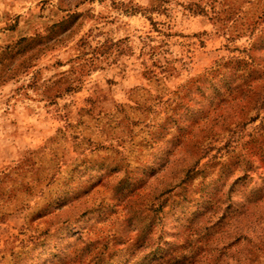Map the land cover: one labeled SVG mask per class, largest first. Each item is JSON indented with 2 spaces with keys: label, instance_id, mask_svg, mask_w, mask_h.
I'll list each match as a JSON object with an SVG mask.
<instances>
[{
  "label": "rangeland",
  "instance_id": "obj_1",
  "mask_svg": "<svg viewBox=\"0 0 264 264\" xmlns=\"http://www.w3.org/2000/svg\"><path fill=\"white\" fill-rule=\"evenodd\" d=\"M0 264H264V0H0Z\"/></svg>",
  "mask_w": 264,
  "mask_h": 264
}]
</instances>
